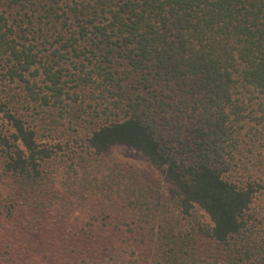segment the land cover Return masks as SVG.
Here are the masks:
<instances>
[{
  "label": "trees",
  "instance_id": "1",
  "mask_svg": "<svg viewBox=\"0 0 264 264\" xmlns=\"http://www.w3.org/2000/svg\"><path fill=\"white\" fill-rule=\"evenodd\" d=\"M0 80L24 85L26 107L42 110H68L90 87L84 148L137 149L180 190L177 221L155 232L130 179L76 187L73 166L58 165L15 99L3 102L0 264H145L155 236L154 264H264V237L249 227L256 187L231 167L234 128L264 120L254 114L264 110V0H0ZM190 118L231 141L217 151L225 169L175 165L167 142L182 139ZM182 221L190 226L174 228Z\"/></svg>",
  "mask_w": 264,
  "mask_h": 264
},
{
  "label": "rangeland",
  "instance_id": "2",
  "mask_svg": "<svg viewBox=\"0 0 264 264\" xmlns=\"http://www.w3.org/2000/svg\"><path fill=\"white\" fill-rule=\"evenodd\" d=\"M77 91H81L78 93V99L82 98L83 100L76 103L68 102L69 106L65 107L68 110L61 111L58 107L51 109L45 107V110L40 107L34 109L32 104L27 108L23 102L24 96L28 95L24 85L11 83L9 80H0V117L4 115L1 110L2 103L7 101L8 106L12 107V101L15 99L14 109L27 114L28 119L39 130L40 141L53 149L58 165L65 167L72 165L74 169H77V171H74L73 168L70 169V177H72L70 179L76 187L85 180L90 182L88 187L100 188L104 181H110L113 177L114 182L118 180L125 182L126 179H130V186L139 195L140 207L155 213L154 220L157 226L155 232H167L171 228V224L175 223L179 217L178 197L180 194L177 185L166 174L167 167L153 165L139 150L126 146H115L109 155L104 156L87 151L82 143L90 129L89 123L95 121V118H92L94 112L91 108V104H95V100L92 99L91 95L93 94L90 87H79ZM138 91L139 89L136 88L135 91L124 93V95H138ZM99 92L97 91L95 94ZM70 93H73V90H70ZM145 94L152 95L147 91ZM178 96L174 95L172 99L168 98L169 102L177 101ZM254 107L256 109L254 114L260 119L264 110L259 109L258 105H254ZM88 111L90 115L87 114ZM171 112L176 113L175 110ZM248 120L242 122L245 124L243 129L234 128V134L236 131H241L238 135L239 142L234 149L231 141L218 140L214 131H209L205 125L202 126V121L193 118L187 119L183 125L182 139L177 142L169 140L167 151L172 155L177 167L205 161L225 169L223 160H221L223 157L217 151L221 145H224L227 150L234 149L235 163L231 164L234 178L245 182L251 181L256 187L255 199L251 204V210L248 211V217L251 218L249 227L253 230V235L258 232L260 233L259 237H264V120L260 121V124L255 120ZM1 121L7 127L6 120L1 118ZM1 166L0 155V177L2 176ZM64 166L62 167L64 168ZM64 171L59 168L57 172L58 180L54 184L58 189H63L61 180L67 176ZM4 180L5 183L0 180V199L8 193L6 189L8 181ZM97 188L95 189L97 190ZM114 188H116L115 185ZM129 204L134 206V203ZM199 214L203 215L205 222L210 223V219L204 212L200 211ZM180 226L185 228L190 225L187 221H182L174 228ZM159 244H161V240L156 239V236L150 243H144L143 247L148 254L145 257L143 255L141 259L145 264H154L158 260L157 245Z\"/></svg>",
  "mask_w": 264,
  "mask_h": 264
}]
</instances>
